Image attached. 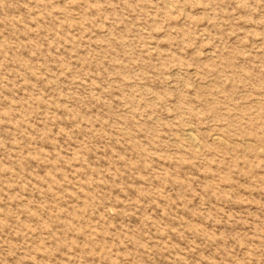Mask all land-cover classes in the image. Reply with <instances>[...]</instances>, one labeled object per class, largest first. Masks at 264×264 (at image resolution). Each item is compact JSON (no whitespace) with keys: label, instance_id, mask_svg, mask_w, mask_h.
Masks as SVG:
<instances>
[{"label":"rangeland","instance_id":"374dc122","mask_svg":"<svg viewBox=\"0 0 264 264\" xmlns=\"http://www.w3.org/2000/svg\"><path fill=\"white\" fill-rule=\"evenodd\" d=\"M0 264H264V0H0Z\"/></svg>","mask_w":264,"mask_h":264},{"label":"bare ground","instance_id":"6f19581e","mask_svg":"<svg viewBox=\"0 0 264 264\" xmlns=\"http://www.w3.org/2000/svg\"><path fill=\"white\" fill-rule=\"evenodd\" d=\"M190 137H191V136H190ZM190 139H191V140H194V139H193V137H192V138H190ZM218 141H219V140H218Z\"/></svg>","mask_w":264,"mask_h":264}]
</instances>
